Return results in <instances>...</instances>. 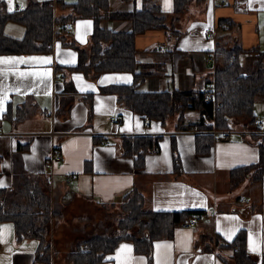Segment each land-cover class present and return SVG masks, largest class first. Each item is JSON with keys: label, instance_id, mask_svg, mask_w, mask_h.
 Wrapping results in <instances>:
<instances>
[{"label": "crops", "instance_id": "crops-1", "mask_svg": "<svg viewBox=\"0 0 264 264\" xmlns=\"http://www.w3.org/2000/svg\"><path fill=\"white\" fill-rule=\"evenodd\" d=\"M144 1H148L146 5H160L165 14L173 13L174 0H109V4L112 11L131 12L141 9ZM5 2L8 11L12 9L9 12L29 4V0ZM68 13V9L57 7L55 14ZM101 27L128 31L131 23L109 19L102 21ZM178 28L182 32L178 39L159 29L136 36L137 72L140 66L151 72L137 91H206L219 66L218 42L227 49L240 46L242 63L256 50L264 52V0L193 2L181 16ZM93 31L92 19L79 18L68 41L87 46ZM77 61V51L63 46L60 40L42 53L0 54V185L11 186L15 171L22 169L49 177L55 206L73 198L98 206L119 205L136 190L143 195L148 210L207 212L196 225L177 227L173 238L156 240L152 264H229L233 250L199 251L200 236L212 233L232 241L242 230L247 234V250L262 257L264 177L257 183L245 179L237 187L230 182L231 170L258 162L257 144L239 130L230 140L216 136L210 154L199 155L195 144L199 133L177 129V116L164 125L151 118L146 124L144 115L120 105L115 94L103 90L132 84L133 74L105 72L93 80L81 71L68 70ZM70 82L76 90L73 101L72 93L66 91ZM115 115L121 116L120 122L111 121ZM255 115L263 126L251 130L264 132L263 99H257ZM200 118L199 110H186L185 126ZM140 135L162 136L159 151L147 155L143 171L135 168L132 157L119 151L122 137ZM19 144L27 149L18 150ZM174 150L180 173L174 172ZM56 153L63 156V162H52ZM37 247L34 239L19 243L14 226L1 225L0 264H34ZM100 264L149 261L146 255L135 253L130 241H122Z\"/></svg>", "mask_w": 264, "mask_h": 264}, {"label": "trees", "instance_id": "trees-1", "mask_svg": "<svg viewBox=\"0 0 264 264\" xmlns=\"http://www.w3.org/2000/svg\"><path fill=\"white\" fill-rule=\"evenodd\" d=\"M204 1L174 0L173 13L168 15L158 4L146 5L148 1H144L141 9L120 12L110 9L109 0H77L75 3L29 0L24 9L9 12L5 0H0V54L42 53L47 51V44L60 40L63 46L72 47L78 53L77 64L68 68L69 71H81L93 80L105 72L133 74L132 84L103 90L115 94L120 105L144 117L159 120L163 125L177 116V129H193L199 133L195 138L199 155L210 154L216 137L214 131H242L244 136L257 144L259 160L231 170L230 182L233 187L245 179L257 183L264 177V134L252 131L251 127L255 126L256 101L264 98L263 51L256 50L248 62L242 63L239 59L243 54L240 46L227 49L218 42L216 56L219 66L212 82L215 99L209 103L204 101L206 91H137L151 72L145 70L146 66H140L137 72L139 51L135 47L136 36L159 29L178 39L182 35L178 25L185 10L193 2ZM57 7L68 9L69 13L56 16ZM79 18H90L94 22V31L87 46L68 41L72 26ZM109 19L130 21L131 28L115 32L101 27V22ZM9 22L25 28L23 37L6 33ZM66 91L72 93L73 101L76 90L71 82L66 83ZM216 103L220 104L219 110L215 108ZM188 109L199 110L201 118L185 126L184 113ZM161 139L160 135L124 136L119 143V151L123 156L132 157L135 168L143 171L147 155L159 151ZM26 149L19 144L18 150ZM173 161L174 172L180 173L182 169L176 150L173 151ZM57 207L53 203L50 179L46 175L16 170L11 186L0 185V227L11 222L19 243L27 239L38 242L34 264H53L54 258H58L48 238L52 221L61 216ZM121 207L124 216L118 218L114 228L108 227L103 233L79 240L67 253L63 264L103 263L122 241H130L135 253L146 255L149 264H152L156 240L171 239L177 227L192 218L200 219L208 215L206 211L148 210L143 195L136 190L124 197ZM198 248L199 251L233 250L227 259L229 264H264V254L259 258L247 250V234L243 230L232 241H224L212 233L203 234Z\"/></svg>", "mask_w": 264, "mask_h": 264}, {"label": "rangeland", "instance_id": "rangeland-1", "mask_svg": "<svg viewBox=\"0 0 264 264\" xmlns=\"http://www.w3.org/2000/svg\"><path fill=\"white\" fill-rule=\"evenodd\" d=\"M8 34L22 37L24 27L17 23H9ZM263 99L264 98H260ZM68 201V200H67ZM59 202L57 209L61 216L53 220L48 232L58 258L53 264H63L67 251L79 240L86 239L95 233H103L108 227H115L118 218L124 216L122 204L98 206L84 200L72 199L67 204ZM13 226L11 222H6Z\"/></svg>", "mask_w": 264, "mask_h": 264}, {"label": "built area", "instance_id": "built-area-1", "mask_svg": "<svg viewBox=\"0 0 264 264\" xmlns=\"http://www.w3.org/2000/svg\"><path fill=\"white\" fill-rule=\"evenodd\" d=\"M17 10H22L24 9V7L22 6H17L16 7ZM207 32L209 33V30H207ZM56 42V40H54L52 43L50 44H47V48L48 49H53V45L54 43ZM215 57V56H214ZM214 57H211L210 60H213ZM215 90V86L213 84H211L208 89L206 90V94H205V97H204V101L209 103V102H212L214 101L215 97H214V94H213V91ZM215 108L217 110L220 109V104L219 103H216L215 104ZM121 116L120 115H115V116H112L111 117V121L113 122H120L121 121ZM145 119V123L148 124L150 122V118L149 117H144ZM254 125L256 127H259L261 128L263 126V122L261 119H256L255 122H254ZM234 132L235 131H224V132H217V131H214V135L217 136V137H220L224 140H230L232 138V136L234 135ZM3 133V126L0 124V134ZM259 133H262L264 134L263 131H260ZM64 161V158L63 156L60 154V153H56L54 158L52 159V162H63ZM198 222V219L197 218H192L190 219L189 222L187 223H184L182 224L183 227H192L194 225H196V223Z\"/></svg>", "mask_w": 264, "mask_h": 264}, {"label": "snow or ice", "instance_id": "snow-or-ice-1", "mask_svg": "<svg viewBox=\"0 0 264 264\" xmlns=\"http://www.w3.org/2000/svg\"><path fill=\"white\" fill-rule=\"evenodd\" d=\"M10 2H11V0H10ZM11 10H12V9H11V8H9V11H11ZM20 62H22V63H23L24 61H20ZM229 238H230V237H229ZM157 247H160V246L158 245Z\"/></svg>", "mask_w": 264, "mask_h": 264}]
</instances>
